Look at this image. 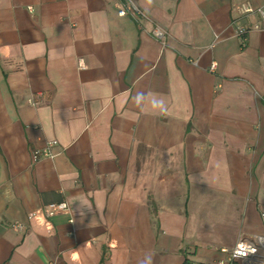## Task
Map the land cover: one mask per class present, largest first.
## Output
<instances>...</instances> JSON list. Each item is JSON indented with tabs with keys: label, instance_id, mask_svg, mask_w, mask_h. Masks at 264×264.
I'll use <instances>...</instances> for the list:
<instances>
[{
	"label": "crops",
	"instance_id": "1",
	"mask_svg": "<svg viewBox=\"0 0 264 264\" xmlns=\"http://www.w3.org/2000/svg\"><path fill=\"white\" fill-rule=\"evenodd\" d=\"M134 1L0 0V264L213 263L264 235V22L238 9L264 0Z\"/></svg>",
	"mask_w": 264,
	"mask_h": 264
},
{
	"label": "built area",
	"instance_id": "2",
	"mask_svg": "<svg viewBox=\"0 0 264 264\" xmlns=\"http://www.w3.org/2000/svg\"><path fill=\"white\" fill-rule=\"evenodd\" d=\"M119 7L118 13L119 16H126L128 14L132 15L134 18L138 16H142V12H140L139 7L134 0H118ZM241 12L240 16L244 18H250L251 16L257 15L261 22H264V7L254 8L252 5L243 4L238 8ZM259 24H254L250 28L239 27L237 28L236 35L239 38L245 39L247 34L252 30H259ZM153 36L155 39L160 41H165V33L156 28L153 31ZM79 67L84 69L83 61H80ZM216 64L213 63L210 66V72H214L216 70ZM32 105H36V101L34 99H30L28 101ZM56 142H47L45 146L41 147V149H33L31 152V159L34 163H38L43 159L52 158L53 157V149L55 148ZM67 205L65 203L57 204V205H49L44 208V212L47 216H55L57 213L67 211ZM260 220L262 224H264V210L260 211ZM16 228L23 230V226L20 224L15 225ZM253 249L255 251H253ZM222 254V258L216 260L213 263H202V264H264V235L253 238L252 240H246L241 242L234 247L227 249H220ZM188 264H197V263H188Z\"/></svg>",
	"mask_w": 264,
	"mask_h": 264
},
{
	"label": "clouds",
	"instance_id": "3",
	"mask_svg": "<svg viewBox=\"0 0 264 264\" xmlns=\"http://www.w3.org/2000/svg\"><path fill=\"white\" fill-rule=\"evenodd\" d=\"M253 251H255V250L253 249Z\"/></svg>",
	"mask_w": 264,
	"mask_h": 264
}]
</instances>
